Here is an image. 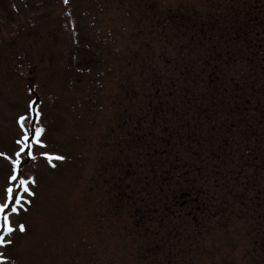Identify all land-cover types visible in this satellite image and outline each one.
I'll use <instances>...</instances> for the list:
<instances>
[{"label":"rangeland","instance_id":"1","mask_svg":"<svg viewBox=\"0 0 264 264\" xmlns=\"http://www.w3.org/2000/svg\"><path fill=\"white\" fill-rule=\"evenodd\" d=\"M227 1L0 0V206L8 188L26 201L0 213V226L8 216L15 229L0 247L3 264H260L245 225H214L194 240L183 226L176 236L167 221L136 220L135 210H150L146 192L135 176L120 181L128 131L119 118L134 107L120 84L134 79L127 64L138 35L153 14L229 11ZM36 128L46 147L33 143ZM126 192L140 203L122 199ZM182 204L194 218L201 212L194 197Z\"/></svg>","mask_w":264,"mask_h":264},{"label":"trees","instance_id":"2","mask_svg":"<svg viewBox=\"0 0 264 264\" xmlns=\"http://www.w3.org/2000/svg\"><path fill=\"white\" fill-rule=\"evenodd\" d=\"M227 2L229 11L153 14L138 35L127 64L134 79L120 84L134 105L119 118L128 131L120 181L135 176L146 192L150 210H135L136 220L167 221L172 234L193 222L188 240L243 224L264 264V0ZM188 196L197 218L183 208ZM121 198L140 203L133 192Z\"/></svg>","mask_w":264,"mask_h":264},{"label":"snow or ice","instance_id":"3","mask_svg":"<svg viewBox=\"0 0 264 264\" xmlns=\"http://www.w3.org/2000/svg\"><path fill=\"white\" fill-rule=\"evenodd\" d=\"M68 0H65V3H67ZM31 107V106H30ZM26 118H21L20 121H18L21 126L23 127L24 125V120ZM43 132V129L42 128H36L35 129V136L33 138V143H36V144H39V147L43 148V147H46L43 143L40 142V136ZM28 139V136H27V133L25 134L24 136V140L27 141ZM19 143V142H18ZM29 155H31V153L29 152ZM49 160L51 159H63L62 157H47ZM17 179V177L14 175L12 176V180L15 181ZM20 186L22 187L23 189V192L26 193L28 196H33L34 193L29 191V188L27 187V184L28 182L25 181V180H20ZM26 201L23 200V197L21 195H14V190L12 188H8L7 189V203H5L3 206H0V213H3L6 209L9 208L10 205H15L13 207H11V211L13 213H16L17 212V208L22 204V203H25ZM3 219V224L2 226V229H3V235H0V247H3L5 246V240L7 237H10L13 232L15 231V229L10 225V220H9V217L8 216H3L2 217ZM25 226L24 225H20L19 226V231L21 233H23L25 231ZM8 243H10V240L8 241ZM0 264H3L2 261H0Z\"/></svg>","mask_w":264,"mask_h":264}]
</instances>
